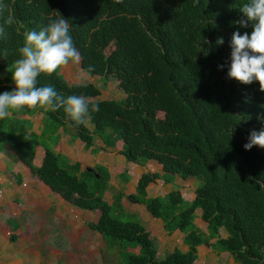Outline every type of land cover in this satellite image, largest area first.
<instances>
[{
    "label": "trees",
    "instance_id": "trees-1",
    "mask_svg": "<svg viewBox=\"0 0 264 264\" xmlns=\"http://www.w3.org/2000/svg\"><path fill=\"white\" fill-rule=\"evenodd\" d=\"M4 2L8 5L4 16L10 10L15 19L0 39V49L7 50V56L0 58V92L15 87L6 75L19 57L25 31L39 30L61 14L70 21L82 69L105 82L117 78L126 95L89 99L101 95L96 83H69L60 66L42 72L38 86L51 83L65 96L85 95L90 104L82 124L72 121L63 105L49 106L43 114L42 136L72 128L92 151L101 149L96 138L104 146L122 141L120 152L128 162L145 166L153 160L162 171L146 170L135 193L119 190L109 201L105 192L111 171L105 165L82 169L80 162L46 145L43 161L36 166L33 124L20 115L43 112L40 105L24 106L0 119V147L8 146L76 208L100 211L90 226L106 246L118 251L122 264H195L198 247L206 242L240 264H264V147L243 148L251 130L264 128V90L259 81L245 84L227 75L233 31L252 30L251 25L244 28L235 23L242 16L239 6L244 0ZM218 37L224 38L223 44L216 43ZM111 44L114 47L107 52ZM92 104L98 110H91ZM119 176L125 184L131 180L128 170ZM177 177L200 181L191 200L178 189L163 196L148 194L152 184L173 183ZM125 196L161 218L170 234L180 230L188 249L175 248L159 258L156 240L142 219L135 213L130 220L118 217L125 216L121 213ZM198 208L207 223L205 230L196 223ZM10 239L14 241L16 235Z\"/></svg>",
    "mask_w": 264,
    "mask_h": 264
},
{
    "label": "rangeland",
    "instance_id": "rangeland-1",
    "mask_svg": "<svg viewBox=\"0 0 264 264\" xmlns=\"http://www.w3.org/2000/svg\"><path fill=\"white\" fill-rule=\"evenodd\" d=\"M114 45H110L107 48V52L113 49ZM14 66L6 75V79L8 82L13 83L11 78V71L13 70ZM61 73L63 76L66 77L69 83L72 84H87L89 82H94L97 86L101 89V95L97 98H89V99H111L116 98L120 99L123 98L126 94L119 86V80L117 78L111 77L106 82L102 80L98 75L90 76L88 75L81 66V60L78 61H69V63L60 66ZM40 108L43 110H38L35 112L32 117L35 118V121L48 110L49 106H41ZM158 116L160 118L163 117V113L159 112ZM70 129L73 135H75L74 130ZM66 129V130H67ZM77 135V134H76ZM54 137V135H51ZM33 138H37L38 144H42L44 141H47L44 136H39L37 134L32 135ZM96 142L100 146H104L105 143L100 138H96ZM1 144V143H0ZM53 147V144H50ZM122 141H118L113 146H105L108 147L106 149H100L94 151V153L90 150L85 149L84 152L88 155L85 156V159H95L96 162L94 165L92 163L87 164L88 166L95 165H105L111 171V178H110V186L109 189L105 192V198L109 201L112 200L113 194L119 190L124 191L130 194L131 191H135V187L141 177L134 169L142 171L145 170L147 164L144 165H131L126 160L121 153H119L122 149ZM3 147V146H2ZM2 153L6 154L4 151V147L1 148ZM81 149L78 148L75 151L76 155H79ZM84 159V158H82ZM153 166H150V169L158 171H162V165L156 161ZM7 166L10 168V160H6ZM81 164L82 169H84ZM136 164V163H132ZM133 168V170H132ZM128 170V173L131 176V180L125 184L123 179L119 176V173ZM0 172H2L0 170ZM163 181L159 182L158 184H152L148 189V194L150 195H157L162 194L165 195L169 191L173 189H178V191L186 198L192 199L194 197L195 189L200 181L196 178L191 179H183L177 178L174 180L173 183H165V185H161ZM164 186V187H163ZM126 197V196H125ZM60 198V206L57 207L59 209L57 211L56 207H51L49 210L45 208L49 207L46 203L42 205H34L33 211L31 214H21L19 215V219L23 218L25 221V217L27 215L30 219V228L25 227L24 234L16 235L17 232H9V237L13 233H16V243L9 242L4 248H14L15 251L18 253V256H21L20 259H14L13 254L7 255L5 252L0 254V264H122L120 255L116 249H111L106 246L103 238L101 239V235L98 231L94 230L90 226V222H95L98 220L100 216V211H90V210H77L71 202L66 201L61 195ZM128 197L124 198L127 199ZM130 200V199H129ZM134 202V201H133ZM38 203V202H37ZM44 207V208H43ZM125 207H128V204H125ZM197 212H201V209L198 208ZM9 213V211L3 212L1 216V221H5L9 215L13 214ZM118 217L121 220H130L133 217L131 216L132 212H121ZM17 217V216H16ZM201 216L196 217V222L198 224H203V220L199 218ZM47 219L48 222L53 226V230H49L47 226L42 225V223ZM47 222V224H48ZM144 224H148V220H143ZM160 222V221H159ZM42 225V227H41ZM160 230L155 229V235L158 237L157 242L159 243L161 249L159 251L160 257H163L166 252L173 251L175 247V243L169 244V238L165 235L164 230L161 226H159ZM205 230V229H203ZM178 231V230H176ZM154 235V234H153ZM225 235V233H224ZM175 240L177 241L176 244L179 246L177 247L181 251H186L184 244L182 245V238L180 234H174ZM210 241V240H209ZM212 241V240H211ZM208 243V242H206ZM203 244V248L201 250V255L206 253H214L215 250L212 246ZM170 247L169 250H166ZM2 250V249H1ZM224 253V252H223ZM227 253V252H226ZM209 258V257H207ZM197 260V259H196ZM195 260V264L197 263ZM230 256L229 253L223 254L218 260V264H229ZM213 263V262H212ZM214 262L213 264H215ZM236 264H240L235 262ZM199 264V263H198Z\"/></svg>",
    "mask_w": 264,
    "mask_h": 264
},
{
    "label": "clouds",
    "instance_id": "clouds-1",
    "mask_svg": "<svg viewBox=\"0 0 264 264\" xmlns=\"http://www.w3.org/2000/svg\"><path fill=\"white\" fill-rule=\"evenodd\" d=\"M239 7L242 16L235 23L244 28L251 25L252 30L241 33L237 28L233 31L227 75L230 79L234 78L245 84L259 81L261 90H264V0H244ZM7 9L8 5L4 0H0V17L3 18L0 22V39L7 34L5 26L11 25L15 19L10 10L7 16H4ZM216 43L223 44L224 38L218 37ZM18 52L19 57L11 71L15 87L0 92V119L8 117L10 111H20L24 106L41 105L55 109L63 105L65 113L72 121L77 124L85 123L90 113L89 100L85 95L65 96L51 83L38 86V76L42 72L51 73L69 61L80 59L69 19L59 14L39 30L32 28L25 31L23 44ZM4 56H7V50L0 49V58ZM218 67L223 68L224 65ZM59 70L61 73V69ZM91 110H98V105L92 104ZM96 144L100 146L97 142ZM253 145L264 147V128L251 130L243 148L248 150ZM106 148L108 147L101 146V149Z\"/></svg>",
    "mask_w": 264,
    "mask_h": 264
},
{
    "label": "crops",
    "instance_id": "crops-1",
    "mask_svg": "<svg viewBox=\"0 0 264 264\" xmlns=\"http://www.w3.org/2000/svg\"><path fill=\"white\" fill-rule=\"evenodd\" d=\"M20 117L31 118V121L33 124L32 129H31L32 133L42 136V131L44 127L43 114L41 117H39L37 121H35V118L27 114L20 115ZM46 140L47 141H44L42 144L37 145L36 155L34 158V164L36 166L41 165L43 161V157H44L45 146L46 145L51 146L50 144H53L54 149L57 152H60L68 156L70 160H72V162L79 161L80 163H82V165L85 166L83 167L84 169L92 168V166H88L87 164L92 163V165H94L96 162H98V161H95V159H92L93 161H91V159H85V156H88V155L84 152V150L86 149L84 146V142L80 138L75 137L70 129L66 130L65 128L62 127L60 128L58 133L54 135V137L49 135L46 137ZM1 148L3 147H0V170L2 171L0 172V219H1L3 212L6 213V211H9V213H12V212L14 213L9 215L5 221L0 220V254H2V252H5L7 255L13 254L14 259H20L21 256L17 255L18 253L15 251L14 248H11V247L4 248L3 247V246H6L7 244H10L9 242L16 243L15 241L16 239L14 241H11L9 237V232H13V231L17 232V234L16 233H13V234H16L18 236L16 237L19 239V234L25 233L24 231L25 227H28V228L31 227L30 226L31 221L28 218L29 215L25 217L26 221L23 218L19 219L20 217L19 215L27 214V213L31 214L30 212L33 211L32 209L34 205L39 204L43 206V203H46V205H49V207L45 208L46 210H49L51 207H54V206L57 209V207L60 206L59 204L60 198H59V194L55 193L47 184H45L42 180H40V178L35 173L32 172L30 167L24 164L16 156L14 151H12L8 146H4V151L6 153L4 154L2 153ZM78 148L81 149V152L79 155H76L75 151ZM7 159L10 160V168L6 164ZM85 161L87 162V164L84 163ZM129 163H131L132 167L133 165H138V164H132L133 162H129ZM154 163L155 162L153 160H149L147 162V166L145 167V169H150V166H153ZM134 170L139 175L143 174L142 171L138 170V168ZM150 170L158 171V169L154 170V168ZM177 178H180V177H177ZM161 185H165V182L163 181ZM135 192H136V189L135 191H131L130 194L135 193ZM124 193L126 195H130L129 193L126 192V189L124 190ZM158 195L163 196L162 194H157V195L150 194V196H158ZM124 198H123L122 203L124 205V210L126 212L135 213L141 219L143 218V220H148V224H145V226L150 230L152 237L156 240V246H157L159 258H163L167 254L166 252L163 257H160V254H159L161 247L159 243L157 242L158 237L155 235V229L160 230L159 226L163 228L165 235L168 236L169 244L175 243V247L173 249L179 246L178 244H176L177 241L175 240L174 234H180L182 238V245L184 244L185 250L188 249V246L183 242V233L180 230L174 231L173 233L170 234L168 231L165 230L162 219L152 216L144 204L133 202L129 200L128 198L125 199L124 201ZM126 203L128 204V207H130L131 209H128L125 207ZM76 209L81 210L78 208ZM58 210L59 209H57V211ZM81 211H84V210H81ZM201 212H197L198 216L201 215ZM42 221H44L42 223L43 227L45 225L48 227L49 230L51 229L53 230V226L50 223V221L48 222L47 219L42 220ZM13 225H15L16 228H13L12 227ZM198 226H200L202 229H206L207 223L204 221L203 224L201 225L198 224ZM101 239H102V235H101ZM202 248H203V244L198 247V258L196 260L197 262L196 264L198 263L199 264H213L214 262H216L215 264H218L217 261L220 260V257H222L223 254H227L226 252L224 253L204 252V254L201 255ZM169 249L170 247H168L164 251H167ZM229 261H230L229 264H236L235 263L236 261L234 260L232 256H230Z\"/></svg>",
    "mask_w": 264,
    "mask_h": 264
}]
</instances>
